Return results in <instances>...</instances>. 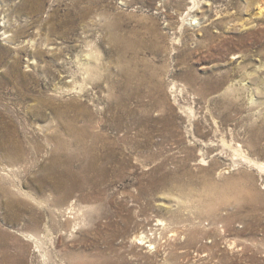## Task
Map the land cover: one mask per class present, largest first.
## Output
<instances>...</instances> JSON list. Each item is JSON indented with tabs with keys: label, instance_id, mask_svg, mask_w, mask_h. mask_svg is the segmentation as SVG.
Listing matches in <instances>:
<instances>
[{
	"label": "rangeland",
	"instance_id": "1",
	"mask_svg": "<svg viewBox=\"0 0 264 264\" xmlns=\"http://www.w3.org/2000/svg\"><path fill=\"white\" fill-rule=\"evenodd\" d=\"M261 1L0 0V264H264Z\"/></svg>",
	"mask_w": 264,
	"mask_h": 264
},
{
	"label": "bare ground",
	"instance_id": "2",
	"mask_svg": "<svg viewBox=\"0 0 264 264\" xmlns=\"http://www.w3.org/2000/svg\"><path fill=\"white\" fill-rule=\"evenodd\" d=\"M262 2V8L264 7V0L261 1ZM6 34V33H5ZM9 37V36H8ZM10 42V41H9ZM2 49V48H1ZM59 159V158H58ZM55 162V161H54ZM68 165V164H67ZM77 170V169H76ZM73 174H75V171L73 169V166L71 167V165L68 167V169H61V166L59 167L56 166L51 170L50 175L51 176H47L45 177V179L43 180L46 183L51 184V186L55 189L58 188H66V189H74L73 182H70V178L68 176H73ZM49 175V174H48ZM55 175H57V178L55 177ZM74 178V177H73ZM78 178V177H77ZM76 186V185H75ZM70 191V190H69ZM69 193V192H68ZM12 203V202H11ZM12 206V205H11ZM20 206V205H19ZM24 206V205H22ZM21 207V206H20Z\"/></svg>",
	"mask_w": 264,
	"mask_h": 264
}]
</instances>
